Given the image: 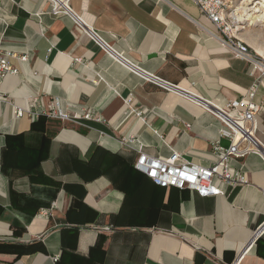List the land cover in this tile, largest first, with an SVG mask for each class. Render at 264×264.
<instances>
[{"label": "crops", "instance_id": "crops-1", "mask_svg": "<svg viewBox=\"0 0 264 264\" xmlns=\"http://www.w3.org/2000/svg\"><path fill=\"white\" fill-rule=\"evenodd\" d=\"M71 8L113 54L51 14L47 0H0V52L15 55L19 70L0 84V264H264V233L255 237L262 156L234 161L251 185L223 186L216 197L159 187L134 166L138 149L209 166L212 144H230L211 112L138 71L220 106L260 78L263 146L264 76L234 56L193 0H71ZM239 37L261 55L259 41ZM52 105L97 119L31 116ZM129 137L136 142L123 145Z\"/></svg>", "mask_w": 264, "mask_h": 264}, {"label": "built area", "instance_id": "built-area-1", "mask_svg": "<svg viewBox=\"0 0 264 264\" xmlns=\"http://www.w3.org/2000/svg\"><path fill=\"white\" fill-rule=\"evenodd\" d=\"M199 11L204 14L215 26L223 37V43L230 46L236 58L246 60L253 64V70L264 76V59L253 53L250 46L234 34L235 19L231 13V0H193ZM50 13L53 15L64 14L71 18L75 26L85 32L92 40L99 44L108 53L114 51L105 43L99 34L85 25L82 17L71 8V0H47ZM9 54L0 52V84L9 75H16L19 70L14 67ZM23 55L20 60L27 61ZM117 59V57H116ZM119 59V58H118ZM144 78L162 84L167 90L173 91L191 102L211 112L220 121V137L229 140L228 147L220 142L212 144L214 161L209 166L186 161L178 152H173L169 157H154L138 149V158L135 169L146 175L155 185L162 188H177L179 190H191L202 197H216L225 194L223 186L246 187L251 183L244 173L233 167V162L243 159L251 154H258L264 159V146L257 137V117L263 109V105L255 102L260 78L250 88L248 94L241 98L231 100L223 106L214 104L190 91L179 88L176 85L160 81L156 77L138 71ZM139 117L142 112L130 107ZM23 111L17 109L15 114L21 116ZM49 119L61 122L94 120L97 117L92 111L83 109L79 113H71L61 107L52 105L50 111L43 113ZM41 113H33V118H38ZM1 133V127H0ZM132 137L124 138L123 145L134 144ZM264 194V191H263ZM264 233V224L256 231L258 238Z\"/></svg>", "mask_w": 264, "mask_h": 264}, {"label": "rangeland", "instance_id": "rangeland-1", "mask_svg": "<svg viewBox=\"0 0 264 264\" xmlns=\"http://www.w3.org/2000/svg\"><path fill=\"white\" fill-rule=\"evenodd\" d=\"M231 1H232L231 13H236L238 11L237 13L242 14V11L247 9H249L247 10L248 12L252 13L257 7H260V4L258 3L262 0H231ZM233 16L235 19L236 14ZM237 27H240V29H238L237 31L238 34H240L242 37H247L253 40L256 39L262 44V46H264V22H257L254 25H250V21H245L243 23H235L234 28L236 29ZM252 52L254 53V51Z\"/></svg>", "mask_w": 264, "mask_h": 264}, {"label": "bare ground", "instance_id": "bare-ground-1", "mask_svg": "<svg viewBox=\"0 0 264 264\" xmlns=\"http://www.w3.org/2000/svg\"><path fill=\"white\" fill-rule=\"evenodd\" d=\"M258 4H260V7H257L252 13L247 11L249 9L242 11V14L237 13L238 11L236 13H233V15L236 14L235 22L236 23H243L245 21H250V25H254L257 22H264V20H263V18H264V0L260 1ZM251 10H253V9H251ZM237 29H240V27H238ZM234 34L237 37H239V35H240V34H238V32H236V30L234 31ZM257 49H258L259 53H261V55L256 53V52L255 53L264 59V56H263L264 50L260 46Z\"/></svg>", "mask_w": 264, "mask_h": 264}, {"label": "trees", "instance_id": "trees-1", "mask_svg": "<svg viewBox=\"0 0 264 264\" xmlns=\"http://www.w3.org/2000/svg\"><path fill=\"white\" fill-rule=\"evenodd\" d=\"M45 120H47V116L46 115H40L39 117H38V122H42V121H45Z\"/></svg>", "mask_w": 264, "mask_h": 264}]
</instances>
